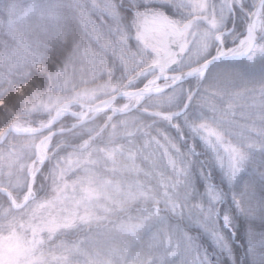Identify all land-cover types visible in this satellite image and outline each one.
I'll return each mask as SVG.
<instances>
[{
    "label": "trees",
    "instance_id": "1",
    "mask_svg": "<svg viewBox=\"0 0 264 264\" xmlns=\"http://www.w3.org/2000/svg\"><path fill=\"white\" fill-rule=\"evenodd\" d=\"M75 1L85 2L84 0H0V36L3 35V29L7 25L12 3L22 2L24 7L35 10L33 15L37 14V3L42 7L49 6L53 8L51 15L54 16L52 21L36 25L35 28L28 26L18 39L20 46L13 51L4 46L7 49L6 59L8 55L9 59H13L19 54L21 63L19 68L10 67V60H7L6 65H0V73L5 75L0 78V134L10 126L36 128L45 122L50 116L46 110L40 108L37 109L38 111L25 114L22 110L28 103L37 100L46 92L50 94H53L52 91L59 92L63 96L64 100L58 107L68 104L71 112L77 113L81 110L80 105L76 103L83 104L82 101H74L71 97L79 89L76 87L79 82L75 74L69 79L71 83L64 88L61 84L58 87L59 82L55 78L61 69L66 70L69 59L74 71L75 68L81 67V70H76L74 73L80 74L79 76L84 78L83 81L88 77H96L99 80L107 78L113 85V81L122 78V67L119 68L120 74L110 73L107 77L102 74L101 77L95 73V65L87 60L91 55L98 56L101 47L81 30V26L85 25V18L84 14L74 9L78 6H75ZM106 1L115 6V12L120 17H129V22L125 18L122 20L127 21L130 26L134 14L149 13L161 7L156 4L147 5L137 0ZM231 4L235 22L233 25L231 17L223 30L226 32L233 26L232 33L223 38L226 50L232 49L236 41L244 36L251 10L254 8V6L248 8L233 0ZM163 8L167 10L165 14H175L169 9L171 7ZM262 9L259 18L264 21V6ZM101 14L100 10L94 13L93 17L97 22ZM122 27L125 29V24ZM103 28L105 26L97 29ZM118 28L123 30L121 26ZM257 33L254 46L256 50L264 45V23ZM5 37L9 38L6 35ZM10 39L12 40L8 42V46L14 45L11 43L16 41ZM128 45L129 50H139L140 45H135L133 38L128 41ZM82 50L86 55L83 64H79L76 54L81 53ZM26 53L35 56L31 63ZM135 53L139 54L136 51ZM107 55L112 56V52L109 50ZM113 59L116 58L109 57L106 60L107 64L104 68L106 71L111 69L113 64L117 65ZM142 62L141 59L138 65L135 64L136 68L140 66L136 71L145 67H141ZM11 64L16 63L11 62ZM71 85L72 90L69 87ZM197 86L198 89L194 90L189 101L190 107L187 108L186 115L197 125L205 122L225 133L223 136L226 142H230V136L241 134V137H238L241 141L237 143L241 146L237 148L243 149L248 154V159L241 163L243 172L233 185L222 178L221 172L214 165L211 168V183L222 188L226 194L225 203L221 207L230 208L233 217L232 231L224 230V236L228 241V252L215 248L210 242L213 232L202 230L189 223L190 210L199 198L197 194L205 192V181L201 178L198 169L203 164L204 171L207 172V162L210 157L195 146L196 151L201 154L192 167V176L189 171L192 157L188 151V144L182 143L183 140L190 139L189 131L180 124V132L159 125L158 119L162 121L160 110H151L153 118H146V122L138 125L137 131L130 136L127 134L115 136L111 139L112 143L123 144L128 139H134L137 143L144 142L150 140L151 136L159 131L161 135L169 138V142L173 143V148L177 150L175 154L173 148H168L167 158L173 165L180 161L179 167L184 166L185 172L169 174V164L160 155L161 149L158 144H151L149 148L153 159L147 158V160L151 167H154V173L150 176H142L138 173L137 177H130L128 170H112L106 160H101V148L105 144H100L98 140L100 136L105 138L103 129L109 125L103 124L100 116L88 125L52 139L48 159L34 182L35 199L39 200L47 191L50 182L53 184L48 174L50 170H55L56 164L61 167L62 161L69 154L87 157L85 153H90L92 158L90 161L88 159V163L76 165L75 169L69 166L70 175L66 178L67 182L71 183V180L82 178V182L94 183L98 187L106 185L108 181L109 184L117 185L119 192L116 190V194L126 193V190L134 185L137 191H134L135 199L132 202L122 201L120 209L116 207L115 201H109L112 211L97 210L92 219L73 224L68 229L54 234L52 242L42 247L47 264H184L186 259L183 257L188 258L190 254L197 256L200 264H264V150H261L264 144V54H257L253 61L246 59L214 65L208 69L200 89L199 84ZM110 96L112 95L101 94L92 100L91 104ZM224 112L229 113L230 120L234 123L228 124L218 120ZM74 122L71 117H64L53 127V130L70 128ZM91 126L97 131L92 135L87 133ZM149 131L153 132L152 135L148 133ZM47 133L48 131L36 138L9 135L6 143L0 146V188L7 189L16 202H20L26 187L23 191L16 192L10 189L11 184L16 180L26 183L27 170L19 172L18 162L13 163V168L9 169V177L5 178L8 172L7 165H10L6 155L8 153L18 158L19 165L25 161V163L30 162L33 156V143ZM156 135L157 133L154 139L161 142V135ZM90 137H93L92 141L89 140ZM83 142L86 143L85 146H82ZM97 142L98 144H95ZM243 144H260V146L245 147ZM67 164L70 162L67 161ZM143 164L147 169L150 168L149 164L145 162ZM159 171L162 172L158 173ZM157 174L163 177L157 178ZM192 179L197 194L193 192ZM162 190L163 195H161ZM233 197L240 200L243 207L249 210L247 214L237 211ZM15 215L17 214L12 211L6 197L0 194V222L10 220ZM133 225L137 228L136 226L132 228Z\"/></svg>",
    "mask_w": 264,
    "mask_h": 264
},
{
    "label": "rangeland",
    "instance_id": "2",
    "mask_svg": "<svg viewBox=\"0 0 264 264\" xmlns=\"http://www.w3.org/2000/svg\"><path fill=\"white\" fill-rule=\"evenodd\" d=\"M84 1V3L75 1V6H78L74 7L75 10L79 11L81 14H84L85 25L81 26V30L84 31L88 37H90V39H92L101 47V53H99L98 56L91 55L87 58V60L96 66H94V69H96L95 73L97 75H101V77L102 74L105 77L109 76L110 73H115V75L120 74V67H122L121 71L123 74L122 78H118V81H113V85L111 81L108 82L107 78H104V80H99L96 77H88L85 81H83L84 78H81L79 76L80 74L74 73L76 70H81V67L75 68L74 71L71 65V59H69L66 70L61 69L58 72V76H55V78L58 79V87L61 84V86L64 88L71 83L69 79L73 76V74H75V77L79 82L76 87L79 89L71 97L72 99L74 98V101H82L83 106L91 105L92 100H95V98L101 94L113 95L116 90L123 86L126 80L137 78V74L141 69L136 71L140 67L138 66L136 68V65L140 63L141 59L143 60L141 67L147 66L149 64L148 61L153 59L154 51L160 52L161 48H163L157 46L155 42L151 41L147 37L151 34V32H154L160 27L165 26V24L160 23L161 21L170 23V26L168 24L165 26L169 31L171 27L174 29L175 35L173 36V41L170 43V45L172 43L174 45L180 39L179 31L182 29L183 25L191 18H200V21L196 22L188 31H186L184 37L185 40H183L184 42L181 47V54L184 50L187 51L185 55L186 58L184 59L181 67L189 68L199 62L204 61L205 59L212 57L213 54L218 52L214 42L215 37L219 33L223 32L227 21L232 17L229 12V3H232V0H137L147 5L156 4L161 7H158L156 11L149 13L134 14V19H131L130 26V24H128L130 21L128 20L129 17H120L115 12V6L111 2L109 3L106 0ZM258 1L259 0H233V2L244 4L248 8L255 6ZM21 3L22 2H18V4H10L12 5V10L9 11L10 15L6 23L7 25L3 29V35L0 36V65H6L7 60H10L12 63H16L15 65H12L10 62V67L16 66L19 68L21 63V55L16 54L13 59H9L10 56L8 55L6 59L7 49H5L4 46L7 48L9 47L13 51L16 47L20 46L21 43L18 39L28 26L35 28L36 25L50 22L54 19V16L51 15L52 7H42L39 3H37V14L33 15L32 13H34L35 10L30 7H24ZM16 5L19 6V8ZM163 7H171L169 9L175 14H165L167 10ZM97 10H100L102 13L98 22L93 17ZM261 13L262 11L254 22L255 38L256 34H258L257 32L264 23V21H261L259 18ZM124 18L128 22L123 21L122 19ZM124 24L125 29L122 27ZM104 26L105 28L103 29H97L98 27ZM119 26H121L123 30L119 29ZM247 26L244 31V36L236 41L237 43L231 50L240 49L241 40H244L246 42L245 46H247ZM5 35L9 38L5 37ZM10 38H13V40L16 41L11 43L14 45L8 46V42L12 40ZM132 38L135 45H140L138 50L139 52L135 50L139 54H136L134 50L128 49V41ZM155 41H157L156 38ZM165 48H168V46H165ZM253 49L254 51L251 52L250 56L254 55L255 59L257 54H260L261 52L259 49L256 50V47ZM109 50L112 52V56L107 55ZM79 53L80 52L76 54V60L79 64H83L86 53L83 50L80 54ZM26 56L30 63L35 59L33 54L26 53ZM109 57L116 58L113 59V61L115 60L117 65L113 64L111 69L106 71L104 68L106 67L105 64H107L106 60H108ZM249 57L247 58L248 60H254L250 59ZM153 63H156L155 58L153 59ZM179 69L180 68L176 70L179 71ZM1 77H5V75L0 73V78ZM152 77H158L155 74V71H144L141 74V78L138 77V81L140 83ZM119 79L121 80L119 81ZM203 79L204 77L201 78V74H199V76L186 82L185 85L177 87L163 95H160L159 97L143 98L142 96V103L140 107H138L140 110L137 109L132 113L116 116L115 118H113V113L109 111L101 114L100 118L102 117L103 124L109 125L103 129V131L105 130L106 134L105 138L104 136H100L98 140L100 141V144H105L103 145L104 147L101 148V160H106L112 170H128L130 177H137L139 174H142V176H150L154 173V167H151V164H149L147 160V158L149 160L153 159L151 150L149 148L151 144H158L159 148L161 149L160 155L165 158V162L169 164V174L171 172L173 174H176L179 171L185 172L184 169L186 168H184V166L181 168L179 167L180 161L176 165H173L167 158L168 156L166 155L169 153L168 148H173L174 146L172 145L173 143L169 142V138L165 135H161V132L159 131L156 132V136L161 135V142L154 139L156 138V133L152 135V131L148 132L152 135L150 140H145L144 142L140 143L135 142L134 139H128L123 144H113L111 139L115 136H122L126 134L130 136L133 132H136L137 126L142 124V122H146V118H153V113L151 110H160V118H162V121H159L158 119L157 122L159 125L161 124L162 126L168 128L171 127L180 132L179 124L186 128L185 122L190 120L189 116L184 114L185 108L189 105V101L192 99L194 90L198 84L200 89V84L202 83ZM157 81H159L156 83L158 87L169 85L167 79L165 78L159 79ZM69 87L71 90L73 89L72 85ZM52 93L53 94L46 92L37 98V100L28 103L27 106L22 110V112L25 114L27 112L38 111L37 109L41 108L42 110H46V112L50 113L48 119L41 123V125L39 124V127L31 128L19 126L17 127L18 129L31 128L38 130L48 123V121L51 119V114L58 108L59 103L64 100V98H62L63 96H61L59 92L54 93L52 91ZM138 102L139 99L137 98L127 99L126 101L118 104L116 109L118 112L127 111L133 108ZM167 112H169L168 115H166ZM95 132L97 131H94L93 126H91L90 131H87V133L91 135ZM224 134L225 133H223V135ZM238 137H241V134L238 136L236 134L233 137L230 136V142H226L225 139L226 146L229 148H237V146H241V144H237L241 141ZM92 139L93 137L89 138L90 141H92ZM36 143L37 139L33 144ZM182 143L188 144L187 147L189 148V145L193 143L191 136L190 139L183 140ZM7 144L11 143L7 142ZM95 144H98V142ZM136 144L139 146H136ZM85 145L86 143L83 142L82 146ZM243 145L245 147L260 146V144ZM195 146H198L199 149H202L205 152L199 140L195 142ZM173 152L176 154L177 150L173 148ZM34 154L35 151H33L32 160L34 159ZM85 155L87 157L73 154L67 155V157L62 161L61 167H59V164H56V169H51L48 173L53 184L50 182L47 191H45L40 196L39 200L30 199L24 208L14 211L17 215L13 216L10 220L0 222V264H47L46 257H44L42 253V247L46 245L48 246L52 242L54 234L68 229L73 224L76 225L78 223L92 219L96 215L95 213L97 210L102 212L112 211L108 204L109 201H115L116 207L118 206L120 209L122 201L132 202L135 199L136 194L134 191H137L136 185L126 190V193H119V195L116 194V190L118 191L117 185L109 184L108 181H106V185L103 184L98 187L94 183L82 182V178L71 180V183L67 182L68 180L66 181V178L70 175V169L68 168L69 166L75 169L76 165L88 163V159L90 161L92 158V154L90 153H85ZM6 158H8L7 160L10 162V165H7L8 172L6 173L5 178L9 177V169L13 168V163L17 164L18 162L17 165L19 167V172H22L24 170L28 171L30 166L29 164L32 161H28L27 163H25V161L19 165V159L13 155L7 153ZM12 158L15 159L12 160ZM67 161H69L70 164H67ZM143 162H145V164H149L150 168L147 169ZM38 167V164L32 166L29 174H32ZM160 172L162 171H159L158 173ZM163 175L165 176V171ZM156 177L160 178L163 176H159L157 174ZM91 178H93V176H91ZM26 185L27 182L24 183L20 180H16L12 182L10 189L20 192L24 190ZM161 192V195H163V190ZM23 193L24 194L21 195L20 202L22 201L26 192ZM135 226L136 225H133L132 228ZM135 228H137V226ZM210 242L215 246V248L221 249L223 252L227 253V250H229L228 241L226 239L220 238L218 233L213 232ZM183 258L186 259L184 264H200L199 258L195 255L190 254L188 258Z\"/></svg>",
    "mask_w": 264,
    "mask_h": 264
},
{
    "label": "snow or ice",
    "instance_id": "3",
    "mask_svg": "<svg viewBox=\"0 0 264 264\" xmlns=\"http://www.w3.org/2000/svg\"><path fill=\"white\" fill-rule=\"evenodd\" d=\"M245 43L246 42L244 40H241V48L232 50V54L236 55L241 51L243 53L254 51L251 37H249L247 41V46H245ZM259 51L261 54H264V45H261ZM249 58L254 59V55L250 56ZM211 63V60L205 59L204 67L201 72V78L207 75L208 69L211 67ZM187 107H190V104L186 106L184 114H187ZM218 120L225 121L228 124L234 123L230 120L228 112H224L220 117H218ZM185 127L188 129L189 135L193 141V143L189 145L188 148V151L192 157V160L189 164L190 174L192 175V167L201 154L196 151L195 142L197 140L200 141L205 152H207L210 157L209 161L207 162L208 171H204L203 164H201L198 169L201 178L205 181V192L202 194H197L193 179L191 181L193 192L197 194L199 198L196 199V203L193 204L192 209L190 210L189 223L200 227L202 230L218 233L220 238L226 239L224 236V230L227 229L228 231H232L233 217L230 208L221 207V205L225 203L226 194L222 188H219L211 183V168L214 165L221 172L222 178L230 185H233L243 172L241 162L248 159V154L243 149L227 147L225 145L223 133L217 130V128L210 127L206 123H199L197 125L195 121L187 120L185 122ZM230 130L231 129H229V131ZM261 150H264V144H262ZM233 202L238 212L241 214L248 213L249 210L243 207L240 200L233 197ZM234 234L235 233L233 232V235Z\"/></svg>",
    "mask_w": 264,
    "mask_h": 264
},
{
    "label": "water",
    "instance_id": "4",
    "mask_svg": "<svg viewBox=\"0 0 264 264\" xmlns=\"http://www.w3.org/2000/svg\"><path fill=\"white\" fill-rule=\"evenodd\" d=\"M263 5H264V0H259L255 6L253 12L250 15V18H249V24H248V30H247V40L249 39V37L252 38L253 48L255 45L254 22L258 16L259 12L261 11ZM229 12L234 16L232 6L230 3H229ZM198 21H200V19H198V18L190 19L188 22H186L183 25L181 31H188L190 29V27ZM232 30L233 29H230L228 32H223V33H221L215 37V42L217 43L218 47L220 48V51L214 57L209 59L212 61L211 66H213L215 64H220V63L239 62V61L245 60L251 54V52L243 53L241 51L239 54L233 55V54H228L225 51V49L222 46L221 39H222V37L229 35L232 32ZM221 54H223V55H221ZM203 67H204V63L197 65V66H195L189 70H186L185 72H183L181 74L173 76L174 81L172 82V84L170 86H166L163 88L155 87L154 89L139 90L136 92H119L116 95H114V96H112V97H110L104 101H101L99 103H96L92 106H83L82 107L83 113L78 115V117H77L78 122L75 126H73L69 130H59L56 132H52L47 137H45L44 139H42L39 143H37L35 145V152L37 154L36 155L37 160H39L40 165L42 166L44 159L47 157V150L49 148L50 140L56 135L69 133L70 131L80 127L81 125L84 124L86 117H88L89 115H92L91 118L89 119V120H91V119L95 118L97 115H99L100 113L108 111L113 106V104L116 103L117 101L127 99L130 97L136 96V95L149 97V96H155L158 94H162L164 92H168L169 90L173 89L174 87L183 83L184 81L188 80L189 78H191L197 74H201ZM157 82L158 81L154 82V84H156ZM151 85H152V83L149 84V86H151ZM137 106H135L131 110L124 112V113L126 114V113L132 112ZM124 113H120L119 115H123ZM66 114H68V111L66 109H64L63 107L59 108L54 113V115L52 116L50 121L42 129H38V130L28 129V128L18 129L15 127H9L0 134V146L6 140V138L9 134H14V135H18V136H31V135H36V134L42 133L43 131L52 128L57 123L59 118L66 115ZM42 157H44V159ZM34 163H36V160H34L33 164ZM40 169H41V167L34 174L29 175L25 198L23 199V202L19 205H17L15 203L12 195L7 190L0 188V194H3L7 198L12 210L18 211V210L24 208L25 205L28 203V201L31 199L30 196L33 193V183H34L35 177L39 173ZM232 240H233V236H232Z\"/></svg>",
    "mask_w": 264,
    "mask_h": 264
},
{
    "label": "flooded vegetation",
    "instance_id": "5",
    "mask_svg": "<svg viewBox=\"0 0 264 264\" xmlns=\"http://www.w3.org/2000/svg\"><path fill=\"white\" fill-rule=\"evenodd\" d=\"M163 24H165V26H167V24L169 25L170 23L169 22L166 23L164 21ZM165 26L160 27V28H162L164 31H166L167 33H170L174 36L175 32L172 29H170V31H169ZM185 33L186 32L179 31V34H180L179 41H177L176 44H174V45L171 44V46L168 49H161L160 52L154 51L153 59L155 58L156 63L154 64L153 59H151L148 61L149 64H148V66H146V68H153V71H155V74L158 77H152L150 79L148 78L147 80H144V81L139 83L138 79L141 78V75L138 76V74H137V78L126 80L125 83L123 84V86L120 89L116 90L115 93H117V92H132V91H138L141 89L145 90V89L149 88L150 83L154 82L155 80H159V79H163V78L167 79V82L170 84L173 81V76L178 75V74L182 73L183 71L191 68V67H189V68L181 67L184 59L186 58L185 55L187 52L184 50L183 53L181 54V47H182L183 42H184L183 40H185L184 39ZM147 37L150 40H152V36H147ZM229 53H232V50L231 51L229 50ZM178 68H180L179 71L176 70ZM195 77H197V76H195ZM195 77H192L191 79H193ZM185 83L186 82H184L180 86L185 85ZM180 86H178V87H180ZM151 88H154V86H152ZM133 98H137V99H139V101H141L142 96H134L130 99H133ZM124 101H126V100H124ZM116 112H117L116 105H114V107L111 110V113L114 114ZM43 137L39 138L37 140V143H39L43 139ZM50 144H51V141L49 143V147H50ZM36 155L37 154L35 152L34 159L30 162L29 165H31L34 162V160H36V163L34 165H37L38 163H40L39 160H37ZM31 167L29 166L30 170H31Z\"/></svg>",
    "mask_w": 264,
    "mask_h": 264
},
{
    "label": "bare ground",
    "instance_id": "6",
    "mask_svg": "<svg viewBox=\"0 0 264 264\" xmlns=\"http://www.w3.org/2000/svg\"><path fill=\"white\" fill-rule=\"evenodd\" d=\"M160 23H164V22H160Z\"/></svg>",
    "mask_w": 264,
    "mask_h": 264
}]
</instances>
